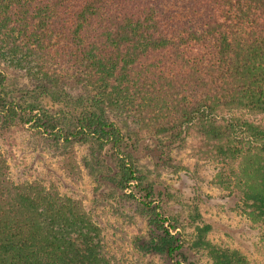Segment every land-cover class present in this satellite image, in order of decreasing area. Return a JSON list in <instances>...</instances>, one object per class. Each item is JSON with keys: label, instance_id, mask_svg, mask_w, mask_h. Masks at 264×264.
<instances>
[{"label": "trees", "instance_id": "obj_1", "mask_svg": "<svg viewBox=\"0 0 264 264\" xmlns=\"http://www.w3.org/2000/svg\"><path fill=\"white\" fill-rule=\"evenodd\" d=\"M45 101L62 118L47 128L65 143L67 173L83 170L96 189L112 184L148 232L134 238V253L118 254L77 199L15 181L0 149V264L184 258L178 220L153 205L147 164L135 155L148 140L189 141L226 166L214 184L264 242V126L237 116H264V0H0V136L37 119ZM76 146L87 148L80 171ZM200 217L197 208L186 217L190 249L207 264H248L210 241Z\"/></svg>", "mask_w": 264, "mask_h": 264}, {"label": "rangeland", "instance_id": "obj_2", "mask_svg": "<svg viewBox=\"0 0 264 264\" xmlns=\"http://www.w3.org/2000/svg\"><path fill=\"white\" fill-rule=\"evenodd\" d=\"M45 104L48 110L37 116V119L41 118V123L37 119L30 122L23 120L1 132L0 149L10 166L13 179L39 183L77 199L84 210L91 214L93 221L104 230L109 242H114L118 254L134 253L131 244L134 238L148 232L145 220L137 216L136 207L131 202H126L120 194H114L117 190L112 184L101 182V187L96 189L98 184L80 167L81 158L87 153L86 147L74 148L75 162L79 171L82 170L81 177H71L67 173L65 143L63 139L56 141L47 128L54 125V119L62 118L49 112L55 110L56 105L49 101H45ZM49 115L54 117L53 120L45 118ZM237 116L264 126V116ZM67 120L72 121L69 118ZM60 128L57 127L52 133L59 132ZM194 145L189 141L183 144L148 140L138 146L135 155L141 164H147L148 177L155 192L153 205L160 207L168 217L178 220L179 230L172 231V234L182 241L181 251L184 255V258L180 256L173 261L157 257L141 258V264H174L176 261L181 264L191 261L207 264L206 259L188 247L192 242L194 225L186 217L195 208L201 214L200 223L208 224L212 229L208 236L210 241L238 250L248 264H264V242L258 230L240 217L233 201L226 197L227 192L214 184L213 179L218 174H230L228 168L222 163L206 161L195 151ZM102 156L114 172L113 151L109 146ZM173 165L183 169L174 171ZM167 192L175 193V197L168 198ZM143 195L140 193L136 197L143 200ZM183 201L189 204L188 208L182 207L180 203Z\"/></svg>", "mask_w": 264, "mask_h": 264}]
</instances>
